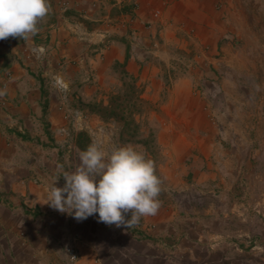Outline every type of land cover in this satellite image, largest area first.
Here are the masks:
<instances>
[{"label": "rangeland", "instance_id": "rangeland-1", "mask_svg": "<svg viewBox=\"0 0 264 264\" xmlns=\"http://www.w3.org/2000/svg\"><path fill=\"white\" fill-rule=\"evenodd\" d=\"M253 21L243 39L230 40L233 64L213 51L214 62L197 65L205 41L188 35L137 55L127 39L118 50L112 35L102 33L86 37L74 81L57 73L62 66L33 70L43 75L51 97L38 106L36 128L18 130L29 138L15 136L21 145L8 154V168L22 175L18 182L38 186L36 170L54 171L55 178L61 166L74 171L81 151L75 138L83 132L89 141L84 150L93 143L131 145L155 162L162 216L141 217L129 228L98 222V214L85 223L49 207L47 195H16L10 180L0 198V250L7 264H264V34ZM124 52L129 59L123 65L111 60ZM197 95L205 124L195 112ZM6 106L1 98L0 107ZM54 111L61 120L52 130L47 118ZM17 128H5L8 141ZM42 156L54 157L50 169ZM64 183L62 177L56 182Z\"/></svg>", "mask_w": 264, "mask_h": 264}, {"label": "crops", "instance_id": "crops-1", "mask_svg": "<svg viewBox=\"0 0 264 264\" xmlns=\"http://www.w3.org/2000/svg\"><path fill=\"white\" fill-rule=\"evenodd\" d=\"M61 2L67 3L65 9L60 7ZM48 3L50 11L46 21L37 25L35 35L26 39L9 37L0 40V83H5L0 99L3 98L7 104V109L0 107V198L9 193L10 180L14 182L12 189L16 195H47V185L55 178L54 171L42 173L36 170L38 186L30 183L26 186L23 182H18L22 175L8 168V154L15 153L17 145H21V141H17L15 136L29 138L18 130L21 127L36 128L32 125L40 110L38 106L48 103L45 100L51 97L44 89V80L40 78L43 75L33 76L32 71L48 64L62 66V70L57 73L62 74L68 82L74 81L78 78L85 59V39L88 35L96 39L102 33H109L118 50L119 41L127 39L137 55L157 44L159 48H166L172 40L174 43L181 41L178 36L188 35L192 39L205 41L203 48L206 53H200L194 59L197 65L205 66L214 62L213 51L222 52L225 63L234 62L236 58L228 56L230 40L237 34L243 39L250 19H254L253 23L256 22L255 26H259L258 29L264 34V0H48ZM70 18L73 19L64 22V19ZM75 19L78 20L77 24L74 23ZM108 22H113V25H108ZM212 34L217 35L212 38ZM262 47L264 48L263 45ZM128 59V53L124 52L123 56H114L111 60L122 63ZM239 62L241 65L240 59ZM195 98L199 103L195 112L198 117L201 116L200 122L205 124L206 112L198 95ZM54 113L53 117L49 115L47 118L52 130L61 120L60 113ZM9 126L18 127L9 131L12 141L7 140L5 133V128ZM54 136L49 137L53 140ZM35 142L52 145L57 141ZM53 160V156H42L41 162L50 169ZM55 186L58 187L57 184ZM157 215L160 220V209ZM0 258H3L0 264L8 263L5 251L0 250ZM85 258L92 259V255L87 253Z\"/></svg>", "mask_w": 264, "mask_h": 264}, {"label": "clouds", "instance_id": "clouds-1", "mask_svg": "<svg viewBox=\"0 0 264 264\" xmlns=\"http://www.w3.org/2000/svg\"><path fill=\"white\" fill-rule=\"evenodd\" d=\"M49 11L48 0H0V40L35 35ZM58 172L47 185L45 204L77 221L98 214V222L129 228L141 217L156 215L161 206L155 162L131 145L104 149L90 144L79 152L74 171L61 166ZM60 177L65 183L56 187Z\"/></svg>", "mask_w": 264, "mask_h": 264}, {"label": "trees", "instance_id": "trees-1", "mask_svg": "<svg viewBox=\"0 0 264 264\" xmlns=\"http://www.w3.org/2000/svg\"><path fill=\"white\" fill-rule=\"evenodd\" d=\"M125 62V61H124ZM124 63H122L121 65H123ZM113 116H116V113H112ZM86 140V141H85ZM88 143V138L87 136L85 135V133L83 132H80L76 135V138H75V143H76V146L81 150V151H84V146H83V143Z\"/></svg>", "mask_w": 264, "mask_h": 264}, {"label": "built area", "instance_id": "built-area-1", "mask_svg": "<svg viewBox=\"0 0 264 264\" xmlns=\"http://www.w3.org/2000/svg\"><path fill=\"white\" fill-rule=\"evenodd\" d=\"M60 7L62 9H65L67 7V3L66 2H61L60 3ZM5 87V83H0V92L4 89ZM69 255H70V258L72 260H74L76 258V254H75V251L73 248H69Z\"/></svg>", "mask_w": 264, "mask_h": 264}]
</instances>
